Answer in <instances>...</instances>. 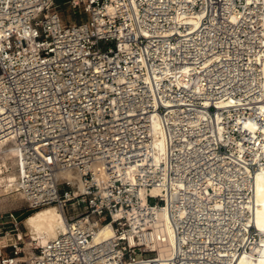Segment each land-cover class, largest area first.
<instances>
[{"label":"built area","instance_id":"1","mask_svg":"<svg viewBox=\"0 0 264 264\" xmlns=\"http://www.w3.org/2000/svg\"><path fill=\"white\" fill-rule=\"evenodd\" d=\"M263 13L261 0H0V146L18 150L25 208L65 217L24 249L23 220L0 214V264H153L158 212L174 238L164 264L248 252L260 145L242 127L264 105Z\"/></svg>","mask_w":264,"mask_h":264},{"label":"bare ground","instance_id":"2","mask_svg":"<svg viewBox=\"0 0 264 264\" xmlns=\"http://www.w3.org/2000/svg\"><path fill=\"white\" fill-rule=\"evenodd\" d=\"M261 2L264 7V0ZM261 23L264 26V13L261 15ZM263 112L264 105H259L257 110L253 111V116L243 121V132L249 134V139L253 142L252 146L260 145V151L254 150V157H252V160L257 162V169L252 176L251 204L246 205L250 208L251 221L257 232L250 250L239 255L235 264H264V162L261 161L264 158V141L261 142L257 138L260 135L262 140L264 139V125L260 123L258 117ZM152 124H159V122L153 118ZM154 144L159 150H163L160 137L155 138ZM8 164L13 168L18 164V150L13 144L0 146V196L17 199L23 196L17 186L18 170L16 172L11 169L4 172L2 165L6 168ZM94 172L99 184H106V174L102 166L95 165ZM63 176L76 178V175L69 171L63 173ZM23 224L26 227L25 235L27 234L28 238L25 243L23 240V243L24 249H27L33 240L40 245L62 232L65 229V217L59 206L50 204L32 211L23 219ZM111 233L112 229L107 225L96 231L93 240L110 236ZM152 239L154 240L153 247H156L158 251V257L153 264H164V259L171 253L174 238L169 221L162 212H158V221L152 231Z\"/></svg>","mask_w":264,"mask_h":264},{"label":"rangeland","instance_id":"3","mask_svg":"<svg viewBox=\"0 0 264 264\" xmlns=\"http://www.w3.org/2000/svg\"><path fill=\"white\" fill-rule=\"evenodd\" d=\"M61 16L64 21L66 22H72L76 21L79 19V16L72 14L66 6L61 7ZM3 170L8 171L13 169L14 171L16 170L17 172V164L14 165V168L8 164V166L5 168L3 165ZM8 211H13L15 212L20 219H24L27 215H29L32 211L34 210H29L25 208V201L22 197H18L17 199H11V197H3L2 195L0 196V214H5ZM21 231L27 233L25 225L22 223L21 224ZM27 234L23 237L24 243L25 240H27ZM3 242H5L3 240ZM1 242V243H3ZM34 241H32L33 243Z\"/></svg>","mask_w":264,"mask_h":264}]
</instances>
